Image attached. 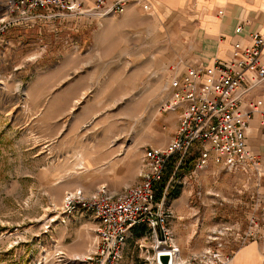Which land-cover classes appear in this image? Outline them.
<instances>
[{"label": "rangeland", "instance_id": "rangeland-1", "mask_svg": "<svg viewBox=\"0 0 264 264\" xmlns=\"http://www.w3.org/2000/svg\"><path fill=\"white\" fill-rule=\"evenodd\" d=\"M179 23L132 5L106 18L59 14L0 28V264H86L97 221L69 213L66 198L102 187L121 194L140 181L145 148L173 138L162 105L171 79L194 65ZM174 163L167 228L179 262L220 243L233 257L256 242L264 257V175ZM135 226L126 264H143L155 246L153 231Z\"/></svg>", "mask_w": 264, "mask_h": 264}, {"label": "built area", "instance_id": "built-area-1", "mask_svg": "<svg viewBox=\"0 0 264 264\" xmlns=\"http://www.w3.org/2000/svg\"><path fill=\"white\" fill-rule=\"evenodd\" d=\"M153 1L1 0L0 28L59 14L68 18H106L123 14L132 5L149 11ZM236 31L241 32L242 26ZM250 38L249 45L241 42L234 45L229 62L203 67L188 65L171 79V96L162 110L179 112L177 128L166 145L145 148L144 169L138 183L127 186L121 194H110L102 187L87 197L80 193L67 196L69 213L81 208L91 211L97 221L95 251L83 260L86 264H119L129 228L141 224L147 225L156 237L152 252L147 250L144 254L143 264H158V252L166 248L175 264L176 251L179 255L180 251L167 228L172 216L166 201L168 185L161 189L166 192L158 198L172 160L176 170L191 158L199 169L214 160L229 171H259V159L248 147L247 129L254 115L260 114L264 119V98L247 97L254 87L264 82V34L252 33ZM157 229L163 235L161 239ZM231 260V253L220 243L179 263L227 264Z\"/></svg>", "mask_w": 264, "mask_h": 264}, {"label": "crops", "instance_id": "crops-1", "mask_svg": "<svg viewBox=\"0 0 264 264\" xmlns=\"http://www.w3.org/2000/svg\"><path fill=\"white\" fill-rule=\"evenodd\" d=\"M153 8L162 16L178 18L193 46L190 57L196 67L229 62L237 42L249 45L252 33L264 34V0H154ZM240 26L242 31L237 32L236 29ZM256 98H264V82L254 87L247 97ZM170 115L174 119L171 128L175 132L179 112L172 111ZM247 141L249 149L259 159L258 173L263 176L264 119L260 114L254 115L249 122ZM140 226L136 225L134 229L138 230ZM132 252L126 244L119 264H126L125 261ZM263 262L264 257L258 243L252 242L242 245L227 264H264Z\"/></svg>", "mask_w": 264, "mask_h": 264}, {"label": "water", "instance_id": "water-1", "mask_svg": "<svg viewBox=\"0 0 264 264\" xmlns=\"http://www.w3.org/2000/svg\"><path fill=\"white\" fill-rule=\"evenodd\" d=\"M158 264H173V255L170 251L161 250L157 254Z\"/></svg>", "mask_w": 264, "mask_h": 264}, {"label": "bare ground", "instance_id": "bare-ground-1", "mask_svg": "<svg viewBox=\"0 0 264 264\" xmlns=\"http://www.w3.org/2000/svg\"><path fill=\"white\" fill-rule=\"evenodd\" d=\"M156 241H158V240H156ZM174 246H175V244H174ZM176 247L178 248L177 250L180 251V248L178 246H176ZM162 250L168 251L169 249L166 248V249H162ZM178 255H179V252L176 251V261H175V264H180L179 263V260H180L181 251H180V255L179 256ZM173 264H174V258H173Z\"/></svg>", "mask_w": 264, "mask_h": 264}, {"label": "trees", "instance_id": "trees-1", "mask_svg": "<svg viewBox=\"0 0 264 264\" xmlns=\"http://www.w3.org/2000/svg\"><path fill=\"white\" fill-rule=\"evenodd\" d=\"M165 185H166V184H165V178H164V180L162 181V183H161V185H160V190H159V192H158V196H159L160 191H162L161 189H162Z\"/></svg>", "mask_w": 264, "mask_h": 264}]
</instances>
